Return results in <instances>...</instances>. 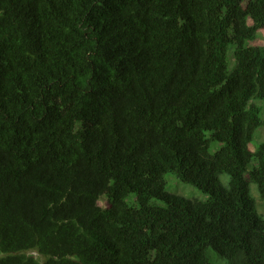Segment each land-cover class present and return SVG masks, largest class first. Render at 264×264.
<instances>
[{"label": "trees", "instance_id": "1", "mask_svg": "<svg viewBox=\"0 0 264 264\" xmlns=\"http://www.w3.org/2000/svg\"><path fill=\"white\" fill-rule=\"evenodd\" d=\"M263 30L264 0H0V264H264Z\"/></svg>", "mask_w": 264, "mask_h": 264}, {"label": "rangeland", "instance_id": "2", "mask_svg": "<svg viewBox=\"0 0 264 264\" xmlns=\"http://www.w3.org/2000/svg\"><path fill=\"white\" fill-rule=\"evenodd\" d=\"M254 44L264 46V30L259 33V37L254 42ZM256 103L262 105V118L264 120V104L260 103L259 101H256ZM262 141H264V124L254 133L253 141L251 143L252 148H255L257 144H259ZM221 179L224 184L227 183L228 178L226 175H222ZM166 181H167L166 191L169 193L180 195L188 199H198V200L206 199V196L202 194L201 191H199L197 188L191 185L180 182L175 178L173 174H167ZM250 190L252 196L258 201L259 210L261 212H264V200L259 198L258 193L253 184L250 185ZM100 205H102V201L100 202ZM32 254L37 256V254L34 252ZM208 255H209V262L211 264H226V261L219 258L217 253H215V251H213L211 248L208 249Z\"/></svg>", "mask_w": 264, "mask_h": 264}]
</instances>
